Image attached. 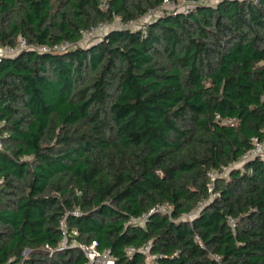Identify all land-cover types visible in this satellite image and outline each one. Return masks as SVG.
Segmentation results:
<instances>
[{
	"label": "trees",
	"instance_id": "1",
	"mask_svg": "<svg viewBox=\"0 0 264 264\" xmlns=\"http://www.w3.org/2000/svg\"><path fill=\"white\" fill-rule=\"evenodd\" d=\"M163 1L0 0V264H84L63 217L115 264H264V0Z\"/></svg>",
	"mask_w": 264,
	"mask_h": 264
},
{
	"label": "built area",
	"instance_id": "2",
	"mask_svg": "<svg viewBox=\"0 0 264 264\" xmlns=\"http://www.w3.org/2000/svg\"><path fill=\"white\" fill-rule=\"evenodd\" d=\"M201 1V0H200ZM203 2V1H201ZM187 5H193V1L186 2ZM174 2H170L168 0H164L160 10L162 9H168L170 5H173ZM102 9H106V6L104 4H101L100 6ZM187 7V6H186ZM177 9V8H175ZM156 13V11H150L148 12L146 18L139 20L138 22L142 23L143 20L147 18L153 17V15ZM138 22H123L122 19L118 17H114L112 21H105L102 23L97 24L94 27H91L90 29L82 32V36L80 41L77 43L80 46H86L91 43H94L95 41L99 40L106 34L109 30L112 29H134L138 26ZM137 23V24H136ZM23 40H20L18 45L16 47H0V59L3 57L11 56L16 54L17 52L28 48ZM72 44L70 43H64L60 46H55L53 49L54 51H63L65 49L71 48ZM38 50L46 51L49 50L47 47H38ZM227 123H230L229 121H226ZM0 150H2V144L0 141ZM254 157H260L264 159V142L259 143L257 141H254V146L251 150L247 151L241 160L242 162L244 160H248ZM171 208L167 203L162 204H156L152 206L148 213L142 215L138 219H132L131 222L141 223L143 224L144 221L151 215L155 213L164 214L167 216H170ZM73 215H79V211H74ZM228 223L231 227L235 226V221L232 219L228 220ZM59 231L61 233V242H60V249L66 248L67 246L69 248H77L82 255L85 258L84 264H115V260L112 257L111 253L108 250L100 251L97 249L96 242L92 241L90 243H81L76 241L75 239L68 236L67 226L65 223V218L63 217L59 221ZM47 248V247H46ZM48 249V248H47ZM135 252H141L144 254L145 259L142 264H157L153 258L149 254V247L148 245L134 249V248H128L126 253L129 258H131Z\"/></svg>",
	"mask_w": 264,
	"mask_h": 264
},
{
	"label": "rangeland",
	"instance_id": "3",
	"mask_svg": "<svg viewBox=\"0 0 264 264\" xmlns=\"http://www.w3.org/2000/svg\"><path fill=\"white\" fill-rule=\"evenodd\" d=\"M207 3H215L216 0H201ZM187 6L186 0H178L177 2H175L173 5H170L169 7H167L168 9H184ZM137 24V23H136ZM138 24H140V22H138ZM240 167L239 164H235V165H231V167ZM229 167H224L221 172L219 171H212L210 173V179L211 182L210 184L207 185V187L209 188V190H215L214 188V184L216 183V181L219 180H227L228 179V175H229ZM213 193V191H212ZM211 193V194H212ZM182 219H190V216H186V217H182Z\"/></svg>",
	"mask_w": 264,
	"mask_h": 264
}]
</instances>
